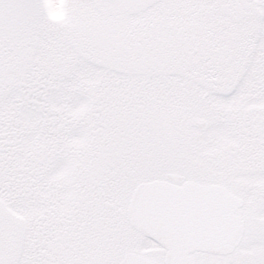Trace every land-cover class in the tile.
I'll use <instances>...</instances> for the list:
<instances>
[{
	"label": "snow or ice",
	"instance_id": "6c2138e0",
	"mask_svg": "<svg viewBox=\"0 0 264 264\" xmlns=\"http://www.w3.org/2000/svg\"><path fill=\"white\" fill-rule=\"evenodd\" d=\"M0 264H264V0H0Z\"/></svg>",
	"mask_w": 264,
	"mask_h": 264
}]
</instances>
